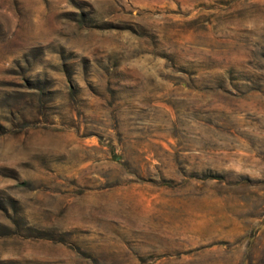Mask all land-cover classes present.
I'll return each instance as SVG.
<instances>
[{
	"label": "rangeland",
	"instance_id": "obj_1",
	"mask_svg": "<svg viewBox=\"0 0 264 264\" xmlns=\"http://www.w3.org/2000/svg\"><path fill=\"white\" fill-rule=\"evenodd\" d=\"M0 264H264V0H0Z\"/></svg>",
	"mask_w": 264,
	"mask_h": 264
}]
</instances>
